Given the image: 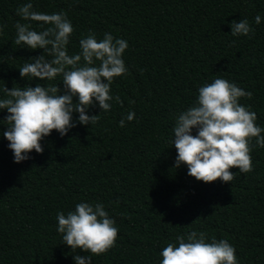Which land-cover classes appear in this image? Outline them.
<instances>
[{"label":"trees","instance_id":"1","mask_svg":"<svg viewBox=\"0 0 264 264\" xmlns=\"http://www.w3.org/2000/svg\"><path fill=\"white\" fill-rule=\"evenodd\" d=\"M28 0H0V88L56 85L21 78L19 68L43 50L14 43L17 9ZM35 11L65 12L74 31L67 46L91 30L127 41L128 73L114 78L115 99L88 115L98 123L55 130L29 159L14 163L3 137L7 110H0V264H75L62 244L57 213L80 202L103 203L119 232L115 246L92 257V264H159V253L177 235L195 230L227 240L238 264H264V148L253 147V171L232 168L230 183H203L173 168L170 144L176 117L194 103L198 88L216 78L234 82L252 98H241L264 128V0H31ZM261 16L256 24L255 16ZM247 19L253 32L233 36L232 21ZM33 28L40 30L33 22ZM251 37V38H249ZM2 96V93H0ZM75 100V98H74ZM134 102V103H131ZM129 112L135 113L127 121ZM78 113H73V121ZM125 119V127L119 121ZM195 135V130H193ZM264 135V133H262ZM252 144L255 145L253 139Z\"/></svg>","mask_w":264,"mask_h":264},{"label":"clouds","instance_id":"2","mask_svg":"<svg viewBox=\"0 0 264 264\" xmlns=\"http://www.w3.org/2000/svg\"><path fill=\"white\" fill-rule=\"evenodd\" d=\"M17 15L24 22L14 25V43L30 50H43L24 62L19 68L20 77L52 81L60 76L63 91L57 84L39 83L35 87L8 89L4 84L0 88V110H7L2 120L6 123L3 137L8 141L14 163L29 159L33 150L42 154L40 142L53 130L63 137L76 123H98L99 114H87L94 104H98L100 113L111 109L113 99L122 105L120 97L111 94V85L114 78L128 73L122 58L128 48L126 40L114 38L108 32L98 40L90 30L79 40V52L70 55L67 46L74 28L65 12L41 13L28 0L17 9ZM254 21L260 24L261 16H255ZM33 22L39 31L33 28ZM5 27L0 24V35ZM230 28L233 36L248 37L254 31L247 19L232 21ZM252 95L223 78L199 87L194 103L180 112L172 129L170 144L176 150L173 168L184 165L187 175L206 184L217 180L230 183L236 176L230 171L232 168L239 169L241 174L253 171L251 152L253 147L264 148V128L257 125L256 113L239 102L241 98L251 99ZM73 113H78L75 122ZM134 118V112L126 116L129 122ZM119 126L125 127V119L119 121ZM56 219L62 244L73 253L77 249L86 253L75 255V264H92L93 256L115 246L119 229L103 203H77L67 214L58 212ZM235 252L227 240L212 237L209 242L205 232L192 230L186 237L177 235L175 243L162 249L159 264H238Z\"/></svg>","mask_w":264,"mask_h":264}]
</instances>
